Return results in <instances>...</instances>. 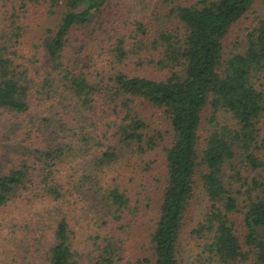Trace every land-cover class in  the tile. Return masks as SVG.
<instances>
[{"label": "trees", "instance_id": "16d2710c", "mask_svg": "<svg viewBox=\"0 0 264 264\" xmlns=\"http://www.w3.org/2000/svg\"><path fill=\"white\" fill-rule=\"evenodd\" d=\"M256 2L0 0V211L17 214L0 217V264H264ZM33 11L51 17L39 42ZM156 135L148 254L130 258L147 194L123 171L149 169Z\"/></svg>", "mask_w": 264, "mask_h": 264}, {"label": "rangeland", "instance_id": "374dc122", "mask_svg": "<svg viewBox=\"0 0 264 264\" xmlns=\"http://www.w3.org/2000/svg\"><path fill=\"white\" fill-rule=\"evenodd\" d=\"M256 15H262L264 18V0H257L256 4L253 6V10L251 11L249 18L247 19L246 23L250 21L254 16ZM51 17H48L44 13L33 11L31 15L29 16V20H27V39H31V41L39 42L37 36L40 34L38 32L39 27L45 22L48 21V19ZM245 26V22L241 24V26ZM140 110L146 118L147 122L150 123V128L152 129L153 133L156 131L161 132V136L164 137L165 140H167L166 135L162 133L165 128L166 124L163 120V116L160 111L157 109H154L152 107H145L143 105H139ZM160 136V137H161ZM156 135L155 142L158 144V146L154 147L148 154V156L144 157L143 160H149V169L145 171H141L140 168L137 166L138 161H133L135 158H131L129 162L133 164V169L130 168L123 171V178L126 176L133 177V181H131L130 185L136 186L137 184L139 187L145 186L144 190L147 194V198L145 197L143 203H142V209L138 211V214L140 215L138 217V222L135 223L136 225H132V230H130L128 233H124L122 235V238L124 239V246H125V256L134 258L135 256L142 257L147 255V249L149 247L148 242V233L150 230V227L153 223V217L156 212L157 207V201L159 199L160 195V185L163 180V166H162V152H161V146L163 145L162 140ZM136 164V165H135ZM137 187V186H136ZM195 208V205H194ZM13 209H3V211H0V217L3 212L9 213ZM16 212L9 213L8 216L13 217L16 216ZM191 216H187V219ZM47 234V231H45ZM2 236L3 231L0 232V245L2 242ZM34 256V255H33ZM0 259L2 257L0 256ZM35 263L40 264L39 258H35Z\"/></svg>", "mask_w": 264, "mask_h": 264}]
</instances>
